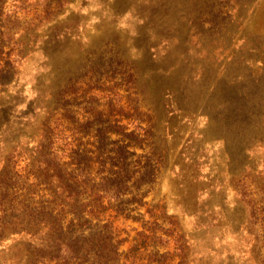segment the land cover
I'll return each instance as SVG.
<instances>
[{"label": "rangeland", "instance_id": "374dc122", "mask_svg": "<svg viewBox=\"0 0 264 264\" xmlns=\"http://www.w3.org/2000/svg\"><path fill=\"white\" fill-rule=\"evenodd\" d=\"M112 1L0 0V264L86 150L128 187L92 219L120 264H264V0Z\"/></svg>", "mask_w": 264, "mask_h": 264}, {"label": "trees", "instance_id": "16d2710c", "mask_svg": "<svg viewBox=\"0 0 264 264\" xmlns=\"http://www.w3.org/2000/svg\"><path fill=\"white\" fill-rule=\"evenodd\" d=\"M121 1L127 0L112 2L119 5ZM261 129L264 130V123ZM108 156L107 152H71L70 162L45 166L42 190L38 189L39 185L29 188L25 229L31 238H42L38 249L42 255L36 256L38 260L34 264H120L118 257L113 256L119 246L113 223L92 222L107 209L106 199L119 202L128 192L120 180L122 174L108 168ZM96 161L100 166L95 171ZM110 173L116 178L110 179L107 175ZM115 209L123 212L119 206ZM68 215H71L69 220ZM84 228L89 230L86 235Z\"/></svg>", "mask_w": 264, "mask_h": 264}]
</instances>
